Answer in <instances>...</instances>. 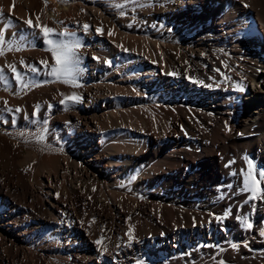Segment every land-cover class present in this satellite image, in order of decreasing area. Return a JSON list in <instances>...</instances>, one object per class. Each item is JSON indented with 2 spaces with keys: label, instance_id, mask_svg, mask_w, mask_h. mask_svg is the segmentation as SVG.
I'll list each match as a JSON object with an SVG mask.
<instances>
[{
  "label": "bare ground",
  "instance_id": "1",
  "mask_svg": "<svg viewBox=\"0 0 264 264\" xmlns=\"http://www.w3.org/2000/svg\"><path fill=\"white\" fill-rule=\"evenodd\" d=\"M0 14V264H264V193L240 191L264 170V0H0ZM37 16L81 41L76 86L47 74L60 65L24 23ZM22 32L31 46L7 50Z\"/></svg>",
  "mask_w": 264,
  "mask_h": 264
},
{
  "label": "snow or ice",
  "instance_id": "2",
  "mask_svg": "<svg viewBox=\"0 0 264 264\" xmlns=\"http://www.w3.org/2000/svg\"><path fill=\"white\" fill-rule=\"evenodd\" d=\"M132 3H138V0H130ZM142 6V5H141ZM117 8H122L123 5H117ZM135 10V9H133ZM121 15H126V13L121 12ZM37 23L34 25L31 17L29 19L25 20L24 23L28 26V29L31 30V35L33 38H41V32L36 31V29H42L43 37L45 38V44H46V50L52 52L53 56L56 59V64L60 65V67L52 66L50 69H48L47 74L51 75L56 81L71 84L73 86H76V82L79 79L80 72L82 69L80 68V56L78 54L77 49L81 48L83 45L81 44V41L76 37V34L68 33L66 30L64 32L56 33L53 29L43 26L39 24V16L36 17ZM0 22H3L2 14H0ZM14 27L11 19H8L7 23L5 24L6 31L8 28ZM88 25H83V28L85 30L88 29ZM99 31V30H98ZM26 37L24 33L22 32L19 41L16 40V34H13V40H9L8 43V49L9 51L13 50V47H15L16 50H20L21 45L24 46H31L25 44ZM0 43H4V37L3 33L0 32ZM4 54V49H0V55ZM98 59V58H97ZM110 63V62H109ZM21 64H24L23 61H21ZM41 65H43V68H38L35 65H26L28 70L35 75H39L42 72H44L47 69V61H41ZM11 68V71L13 73H16L14 79L17 81H20L23 83L24 88L30 87V82L28 80H25L26 73H20L14 65L9 66ZM8 77L6 76L4 72V68L0 67V81H6ZM202 83V82H201ZM240 91H243V87L239 88ZM80 98L73 94L72 96L65 97V99L61 100L60 103L65 105V107H69L71 103L79 102ZM6 103V102H5ZM8 112L12 113L13 116L15 112L20 111L19 109H6ZM38 113V107L34 109V115ZM13 123H15V119H13ZM44 125V128L42 131H46V124L47 121L42 122ZM45 139L44 135H38L37 141L42 142ZM231 163V162H230ZM251 174L248 175L243 181H242V187L240 188V191L248 192L250 193V196L248 197L249 202L252 199H255L258 192L264 193V188H259L258 186L261 183H264V170H261L258 174V179H252L250 178ZM230 214V209L226 211L224 214L225 218L226 216ZM215 219L220 220L221 217H216ZM239 220L242 225L246 224L247 228H251L252 225L250 223H246V217H239ZM211 222V221H210ZM262 236H264V231H261L260 233ZM129 240H133L134 237L132 236L131 232H129ZM97 243H100L98 240ZM247 246V245H245ZM233 247H236V245H233ZM107 249L105 248V251ZM220 264H223L221 261Z\"/></svg>",
  "mask_w": 264,
  "mask_h": 264
},
{
  "label": "rangeland",
  "instance_id": "3",
  "mask_svg": "<svg viewBox=\"0 0 264 264\" xmlns=\"http://www.w3.org/2000/svg\"><path fill=\"white\" fill-rule=\"evenodd\" d=\"M256 21V29H258L260 31V33H263V31L260 29V24L258 23L257 20ZM252 87H254L253 85H251ZM3 89L2 86H0V90ZM0 130L3 131V132H6L7 131V128L4 127V126H1L0 127ZM26 140V143L27 142H31L33 143L31 145V149H34V150H41L43 149V147L45 148L47 145L45 144L46 142L43 140L42 142H37V141H33V138L31 137H26L25 138ZM13 141L15 142L14 145H12L11 143H5V146H4V149L8 152H11V153H17V151L15 150V145L18 144V143H21V140H19L18 138L16 139H13ZM41 148V149H40Z\"/></svg>",
  "mask_w": 264,
  "mask_h": 264
}]
</instances>
